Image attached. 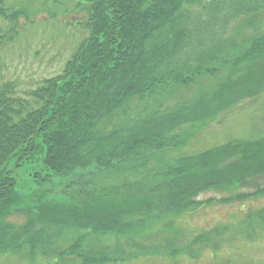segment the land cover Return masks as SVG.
<instances>
[{"label":"trees","instance_id":"obj_1","mask_svg":"<svg viewBox=\"0 0 264 264\" xmlns=\"http://www.w3.org/2000/svg\"><path fill=\"white\" fill-rule=\"evenodd\" d=\"M45 1L77 17L70 25L86 35L30 101L9 85L0 89V254L53 264L176 256L175 231L162 244L154 236L159 229L146 233L147 225L202 205L195 201L202 191L240 185L264 171V142L170 158L187 140L178 129L216 114L217 108L205 114L206 103L233 93L251 98L254 80L264 82V0H74L71 7ZM20 17L28 19L24 9L0 0L1 20ZM218 77L210 97L198 93L171 105L174 92ZM37 155L47 174L34 172L37 187L20 196L6 167L12 160L17 167L33 163ZM52 176L69 177L62 193L68 205L58 208L81 214L79 230L43 218L52 209L42 205L50 190L41 189ZM23 204L25 222H6L9 209ZM255 218L264 228V211Z\"/></svg>","mask_w":264,"mask_h":264},{"label":"rangeland","instance_id":"obj_2","mask_svg":"<svg viewBox=\"0 0 264 264\" xmlns=\"http://www.w3.org/2000/svg\"><path fill=\"white\" fill-rule=\"evenodd\" d=\"M72 1L61 0L70 7ZM49 3L45 0H5L9 8L24 9L28 19L20 17L17 22L11 23L0 19V89L9 85L14 95L29 101V94L45 79L62 72L66 61L86 35L83 30L70 25L77 17L66 14L65 9L62 11L60 7L53 8ZM50 12L56 13L51 17ZM244 74L245 70H241L235 75L238 78ZM218 80L219 77L206 79L195 88L174 92L171 105L198 93L210 97L218 89ZM251 90L255 94L251 98L238 97L237 93H233L218 103H206L205 114L207 110L217 108L216 114L211 117L209 114V119L203 124L178 129L177 132L186 133L187 140L170 158L195 157L205 152L225 153V145L264 142V82L257 78ZM249 93L252 94L251 91ZM41 159L42 156L37 155L33 163L19 167L12 160L6 167L15 178V190L20 196H28L37 187L33 183L34 172L47 174L42 170ZM220 167L219 170L224 173L225 164ZM257 171H261L260 166ZM66 181H69L68 176L67 179L52 176L51 181L43 184L41 191H50L44 193L42 205L46 210L52 209L43 218L62 219L75 231L79 230L76 215L81 214L58 208L68 205V199L62 197ZM263 188L264 171L248 177L240 185L198 193L195 201L202 205L190 208L171 221L157 217L158 221L145 229L146 233L159 229L154 236L162 244L175 231V243L179 247L176 256H135L115 264H264V228L255 218L264 211V193L246 198ZM241 196L245 198L228 202ZM36 206L34 202L30 208ZM25 208V204L10 208L8 213L11 214L5 221L22 225L26 220ZM196 238L203 239L192 244ZM0 264H53V260H30L21 255L0 254Z\"/></svg>","mask_w":264,"mask_h":264}]
</instances>
